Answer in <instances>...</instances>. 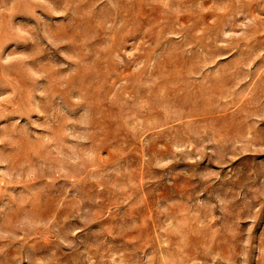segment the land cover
I'll list each match as a JSON object with an SVG mask.
<instances>
[{
	"label": "rangeland",
	"instance_id": "1",
	"mask_svg": "<svg viewBox=\"0 0 264 264\" xmlns=\"http://www.w3.org/2000/svg\"><path fill=\"white\" fill-rule=\"evenodd\" d=\"M0 264H264V0H0Z\"/></svg>",
	"mask_w": 264,
	"mask_h": 264
}]
</instances>
